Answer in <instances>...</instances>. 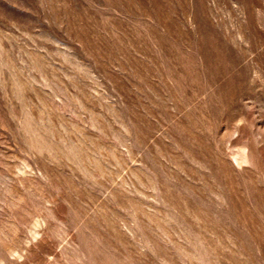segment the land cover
I'll list each match as a JSON object with an SVG mask.
<instances>
[{
  "label": "rangeland",
  "instance_id": "rangeland-1",
  "mask_svg": "<svg viewBox=\"0 0 264 264\" xmlns=\"http://www.w3.org/2000/svg\"><path fill=\"white\" fill-rule=\"evenodd\" d=\"M0 264H264V0H0Z\"/></svg>",
  "mask_w": 264,
  "mask_h": 264
}]
</instances>
